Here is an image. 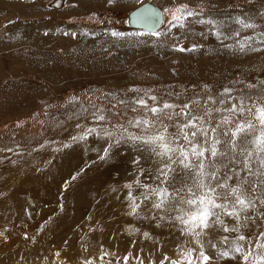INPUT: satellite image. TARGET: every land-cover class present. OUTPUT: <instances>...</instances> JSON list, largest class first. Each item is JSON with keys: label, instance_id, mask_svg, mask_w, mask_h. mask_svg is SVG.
I'll list each match as a JSON object with an SVG mask.
<instances>
[{"label": "rangeland", "instance_id": "374dc122", "mask_svg": "<svg viewBox=\"0 0 264 264\" xmlns=\"http://www.w3.org/2000/svg\"><path fill=\"white\" fill-rule=\"evenodd\" d=\"M147 1L164 12L159 35L122 22ZM181 3L202 12L200 18L217 20L223 35L193 17L173 26L165 9ZM237 17L255 27H242ZM262 33L264 0H0V264H57V250L74 256L71 264H83L81 250L90 264H170L165 255L177 258V245L188 238L179 222H158V213L143 201L133 213L127 197V184L139 196L144 189L134 181L151 183L155 161L139 142L113 144L101 159L110 143L102 132L122 124L139 135L147 118L157 121L150 130L163 123L175 133L177 120L186 122L178 115L184 104L190 115L218 109L211 113L215 126L239 97L245 107L264 103ZM139 98L147 104H137ZM165 102L176 107L166 109ZM153 104L157 113L150 111ZM237 116L246 113L232 119ZM85 129L89 134L80 139ZM137 154L148 171H137ZM182 174L177 166V177ZM71 209L75 216L68 220ZM262 213L264 206L256 203L235 222L239 232L211 230L203 237L210 257L203 264H245L239 254L220 252L234 249L240 235L252 239L257 251ZM47 234L64 245L53 250L56 241L43 244ZM192 246L198 255L199 246Z\"/></svg>", "mask_w": 264, "mask_h": 264}, {"label": "snow or ice", "instance_id": "6c2138e0", "mask_svg": "<svg viewBox=\"0 0 264 264\" xmlns=\"http://www.w3.org/2000/svg\"><path fill=\"white\" fill-rule=\"evenodd\" d=\"M111 2L112 0H109V3ZM165 11L169 12L171 20L175 22L173 26H184L187 18L193 17L197 23H207L217 36L223 35L218 31L217 20L200 18L202 12L191 10L186 3ZM135 20L143 24L154 22L153 17L144 14L143 9L136 13ZM236 20L244 28L255 27L239 17ZM155 34L160 33L157 31ZM112 35L119 36L123 33L113 32ZM261 36H264V33ZM240 47L243 50V44ZM229 91L231 90L228 88L224 89L225 93ZM156 99L154 95L151 97L153 102ZM212 99L213 97H208V100ZM228 99L233 98L229 96ZM238 99L239 104L233 102L230 108H226L228 115L220 116V123L215 126L210 123L211 113L219 111L218 109L208 108L203 115H190L186 111L188 104H184L180 107L178 115L183 116L186 122L181 123L177 120L175 133H169L168 126L163 123L159 130H150L157 121L147 118L142 121L145 131L139 135L128 131L122 124L114 125L112 131L106 126L102 132L110 143L103 149L101 159L109 157L113 144L139 142L140 147L148 153V159L155 161L153 168L155 174H150L149 177L151 183L142 182V178L134 181L144 189L139 196L133 194L131 190L133 185L127 184L126 187L129 189L127 197L131 201L133 213L140 208L138 201H143L150 204L152 211L158 213V222L178 221L181 231L187 234L185 244L177 245V258L165 255L164 260H169L170 264H203L204 261H208L210 257L206 254L203 237L217 228H222L225 232L229 230L239 232V225L235 222L242 219V214L250 208L255 210L256 203L264 206V103L252 101L250 106L245 107V98ZM136 103L146 105L147 101L139 98ZM219 103L224 104V100H220ZM163 107L175 108L176 105L165 102ZM150 111L157 113L158 106L153 104ZM237 113H246V118L237 116L233 120L232 117ZM94 118L105 119L103 115L96 114ZM140 123V118L137 117L135 124L138 126ZM128 124L132 125L133 121H128ZM88 134L89 130L85 129L79 138L84 139ZM72 139L75 140L76 137ZM141 162L146 163V160L140 154L132 161L137 166V171L144 173L148 169L141 166ZM177 166L183 170L179 178L176 175ZM257 192L260 193L259 196L256 195ZM261 215L264 218V213ZM225 217H232L234 220L230 223ZM243 219L247 220L250 217L243 216ZM143 235L147 237L149 233L144 232ZM262 238L264 231L255 238L257 251L254 252L253 240L240 235L237 238L239 242H234V249L223 250L220 254L229 257L236 253L245 264H264ZM193 241L199 246L198 255L197 248L192 246ZM208 243L211 244V241ZM124 259L127 260L128 257ZM160 264H164V261L162 260Z\"/></svg>", "mask_w": 264, "mask_h": 264}, {"label": "water", "instance_id": "95a60500", "mask_svg": "<svg viewBox=\"0 0 264 264\" xmlns=\"http://www.w3.org/2000/svg\"><path fill=\"white\" fill-rule=\"evenodd\" d=\"M58 6V2L56 3ZM143 9L144 14L150 15L153 17L154 22L150 24L138 23L135 20L136 13ZM125 25L127 28L142 30L149 33H155L159 31L164 25V12L163 10L152 2H144L134 9L130 10L125 19Z\"/></svg>", "mask_w": 264, "mask_h": 264}, {"label": "bare ground", "instance_id": "6f19581e", "mask_svg": "<svg viewBox=\"0 0 264 264\" xmlns=\"http://www.w3.org/2000/svg\"><path fill=\"white\" fill-rule=\"evenodd\" d=\"M125 19H126V16L123 18V23L125 24ZM119 23V22H118ZM122 24V23H121ZM64 207V204L62 205V207L61 208H63ZM57 209V208H56ZM75 213H74V210L73 209H71V213H69L68 215H67V219L68 220H71L72 219V217H74L75 215H74ZM120 225H118V226H123V223H119ZM121 229V228H120ZM75 237H76V235H75ZM54 238V239H53ZM53 238H51L50 236H48V234L46 235V237H45V239H43V244H45L46 243V241L48 240V244L47 245H51L54 241H56L55 242V244H54V248H53V250L54 249H57L59 246H61L62 244L61 243H59V241H57L56 240V238H55V236L53 237ZM73 239H76V238H73ZM46 240V241H45ZM46 245V246H47ZM64 245V244H63ZM81 248L83 247V246H80ZM80 248V249H81ZM66 252L67 251H54V253H53V255H52V257H54V259H55V262L57 263V264H71L70 263V261L71 260H73V259H71V258H74V256H72V257H69V256H67V254H66ZM52 253V252H51ZM81 253H82V255H83V258H82V263L83 264H85V262H86V260H84V257L86 256V253L84 254V252H83V250H81ZM73 264H79V263H77L76 261L73 263ZM88 264H90V263H88Z\"/></svg>", "mask_w": 264, "mask_h": 264}]
</instances>
